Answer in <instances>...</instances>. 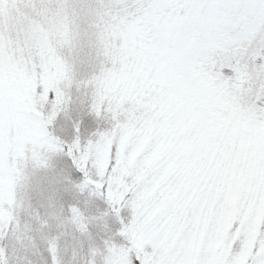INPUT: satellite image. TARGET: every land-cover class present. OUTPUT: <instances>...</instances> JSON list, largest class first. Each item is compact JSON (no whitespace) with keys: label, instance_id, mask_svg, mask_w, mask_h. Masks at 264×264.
<instances>
[{"label":"rangeland","instance_id":"rangeland-1","mask_svg":"<svg viewBox=\"0 0 264 264\" xmlns=\"http://www.w3.org/2000/svg\"><path fill=\"white\" fill-rule=\"evenodd\" d=\"M73 2L0 0V73L7 74L10 95L32 105L37 115H45L40 109L52 92L53 107L66 121L79 122L83 113L103 129L92 146L93 170L96 177L108 172L115 143L117 161L108 173L105 194L118 202L123 198L119 190L135 179L137 159L148 143L145 126L164 123L187 132V114L179 112L171 97L150 95L134 34L77 14ZM85 98L91 100L90 110ZM44 133L39 124L0 118V155L12 160L10 166L0 165V222L7 227L15 220L31 240L22 226L37 221V231L44 228V238L58 243L63 259L65 248L81 238L74 231L81 221L91 228L104 223L108 208L94 207L96 186L103 187L104 181L89 175L92 187L75 186L59 170L55 145L45 141ZM246 139L236 125L209 119L181 149L180 207L199 227L191 243L198 250L206 242L209 264H222L241 226L250 252L264 225V177L243 152L233 154V146H243ZM67 191L72 193L70 202L62 199ZM209 222L215 225L211 233ZM110 264H126V258L113 250Z\"/></svg>","mask_w":264,"mask_h":264},{"label":"snow or ice","instance_id":"snow-or-ice-1","mask_svg":"<svg viewBox=\"0 0 264 264\" xmlns=\"http://www.w3.org/2000/svg\"><path fill=\"white\" fill-rule=\"evenodd\" d=\"M71 6L85 18L136 36L150 95L158 100L171 97L179 112L187 114L188 131L164 123L146 125L148 143L137 159L135 179L119 190L123 198L117 202L105 194L108 173L117 161L115 143L108 172L96 177L93 170L92 146L103 129L83 113L79 122L66 121L53 107L52 92L40 109L45 115H37L32 105L10 95L7 74L0 73V118L39 124L45 141L55 145L59 170L75 186L92 187L89 175L104 181L103 187L96 186L99 199L94 207L108 208L102 225L91 228L81 221L75 227L81 238L65 248L63 259L58 243L44 238V228L37 231V221L22 226L31 240L15 220L7 227L0 222V264H110L113 250L126 264H209L206 242L198 250L191 243L199 227L180 207L181 149L209 119L236 125L247 139L243 146H233V154L243 152L264 177V0H74ZM84 104L91 109L90 99ZM11 163V157L0 155V165ZM71 197V191L62 193L66 201ZM214 227L209 222L208 232ZM232 227L235 230L238 222ZM261 241L264 225L257 244L247 251L241 226L222 264H264Z\"/></svg>","mask_w":264,"mask_h":264}]
</instances>
